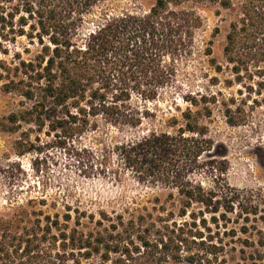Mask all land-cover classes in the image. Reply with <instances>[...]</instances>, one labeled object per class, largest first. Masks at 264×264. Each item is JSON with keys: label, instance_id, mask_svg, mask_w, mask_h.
<instances>
[{"label": "trees", "instance_id": "1", "mask_svg": "<svg viewBox=\"0 0 264 264\" xmlns=\"http://www.w3.org/2000/svg\"><path fill=\"white\" fill-rule=\"evenodd\" d=\"M107 1L0 0V53L7 55V44L15 45L21 36L40 47L26 60L19 52L11 64L0 60V89L30 104L5 121L40 127L48 119L51 130L65 132V118L85 125L89 117L103 115L115 126H139L147 110L133 105L131 94L153 101L167 87L176 90L178 65L196 49L202 18L183 6L188 1L216 4L226 15L224 63L211 57V42L200 50L209 57V67L232 74L224 80L227 87H255L258 96L264 92V0H155L146 13L117 14L107 7L93 15L91 28L83 27L86 16ZM211 81L216 84L218 79ZM182 98L195 104L192 97ZM252 101L264 103V96ZM58 114L62 119L54 120ZM181 115L185 124L173 132L151 130L122 144L123 162L134 164L138 175L177 188L186 199L185 208L195 202L207 213L219 214L216 191L188 178L212 143L190 120L189 109ZM233 201L238 203L231 197L229 209ZM184 215L182 209L179 216ZM168 222L151 212L131 218L102 212L95 218L76 208L50 215L20 207L0 216V264H203L201 254L188 246L187 234L175 220L171 229Z\"/></svg>", "mask_w": 264, "mask_h": 264}, {"label": "rangeland", "instance_id": "2", "mask_svg": "<svg viewBox=\"0 0 264 264\" xmlns=\"http://www.w3.org/2000/svg\"><path fill=\"white\" fill-rule=\"evenodd\" d=\"M154 2L108 0L86 16L83 27L91 28L93 15L102 8L117 14L146 13ZM183 6L192 7L202 18L195 34L196 49L178 65L176 90L167 87L153 101L131 94V103L147 110L137 127L112 125L103 115L89 117L85 125L65 118V132L51 130L48 119L40 127L21 120L11 124L5 118L30 104L22 96L0 89V126L6 128L0 129V216L8 217L20 207L50 215L76 208L95 218L102 212L124 218L151 212L153 218L169 219V228L175 220L187 234L188 246L203 257V264L264 262V103L252 101L260 100L264 92L258 96L255 87H227L224 80L232 74L227 70L216 73L208 65L209 57L201 54V48L211 42V57L224 63L222 47L228 24L218 5L188 1ZM7 45L9 53H0V60L8 64L16 61L15 52L26 60L40 48L24 36L17 37L15 45ZM214 76L216 84L211 81ZM184 95L195 99V104L184 100ZM187 109L190 120L212 143L188 178L206 191H216L219 214L207 213L195 202L185 208L186 199L177 188L138 175L134 164L125 165L120 154L122 144L151 130L173 132L183 127L181 114ZM231 197L238 203L233 201L229 209ZM182 209L186 215L179 216Z\"/></svg>", "mask_w": 264, "mask_h": 264}]
</instances>
